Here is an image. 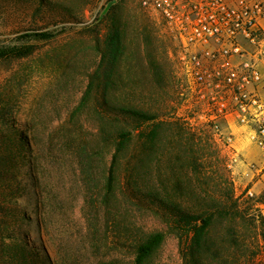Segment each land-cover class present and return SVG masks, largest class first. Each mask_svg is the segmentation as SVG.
<instances>
[{
  "label": "rangeland",
  "instance_id": "rangeland-1",
  "mask_svg": "<svg viewBox=\"0 0 264 264\" xmlns=\"http://www.w3.org/2000/svg\"><path fill=\"white\" fill-rule=\"evenodd\" d=\"M113 28L122 52L115 84L105 86L100 59ZM43 31L53 36L31 34ZM27 46L0 58V170L8 173L0 178V217L58 264H132L136 240L155 231L164 240L152 264H181L166 204L198 210L199 188L217 198L230 183L236 195L252 186L264 201V163L250 165L245 185L233 168L238 153L229 154L206 119V90L199 94V79L185 72L164 21L139 0H0V49ZM104 90L118 106L153 117L126 126L132 140L118 152L115 190L106 197L115 150L102 141ZM150 125L158 137L143 152L138 131ZM216 126L232 134L227 121ZM43 212L51 225L40 228ZM237 229L248 234L253 226Z\"/></svg>",
  "mask_w": 264,
  "mask_h": 264
},
{
  "label": "trees",
  "instance_id": "trees-1",
  "mask_svg": "<svg viewBox=\"0 0 264 264\" xmlns=\"http://www.w3.org/2000/svg\"><path fill=\"white\" fill-rule=\"evenodd\" d=\"M31 34L37 38L53 36V33L46 31ZM29 48L28 46L21 49L2 48L0 58L9 52L16 54ZM121 52L120 32L117 28H113L104 41V50L101 54L100 62L104 63V69L101 73L98 70L95 72L96 75L99 73L105 86L115 84L117 78L115 66ZM91 78V84L96 82L93 75ZM101 94L104 102L99 112L105 116H103L105 123L101 128L102 141L113 145L115 150L104 178V197H106L115 190L116 178L113 169L118 152L132 140V132L126 126L141 127L153 117L130 107L118 106L116 95L111 91L104 90ZM125 115L127 118L141 121H126L123 118ZM18 134L19 142L22 144L25 140L21 132ZM138 135L143 139L141 151L146 152L150 150V145H155L158 137L156 126L153 128L150 125L148 129L138 131ZM76 145L78 150V146L83 143L79 141ZM89 156L91 157L90 153ZM90 157L85 158L86 163ZM7 174V171L0 170V178L6 177ZM32 177L37 182L36 172ZM229 185L225 195L220 194L217 198L210 196L205 189L199 188L198 210L184 209L175 204L165 205L170 224L179 232L181 264H258L260 256L264 254V219L261 213L264 201L248 195L247 190L236 195L233 184ZM249 210H253L255 215ZM43 214L38 220L40 228L46 226V223L51 225L52 217L47 218L44 212ZM13 221L12 219V223ZM245 223L253 226L251 233L246 234L237 229L240 224ZM9 225L10 223L0 217V264H58L46 246L42 245L41 249H38L29 245L25 237L19 238V235L9 231L7 229ZM163 240L164 234L160 231L141 234L132 247V264H152L153 256Z\"/></svg>",
  "mask_w": 264,
  "mask_h": 264
},
{
  "label": "built area",
  "instance_id": "built-area-1",
  "mask_svg": "<svg viewBox=\"0 0 264 264\" xmlns=\"http://www.w3.org/2000/svg\"><path fill=\"white\" fill-rule=\"evenodd\" d=\"M139 4L161 17L185 72L199 79V94L206 90V119L229 154H237L233 136L216 125L232 118L239 124H255L252 138L264 151V98L256 91L264 93V0H139ZM247 194L254 196L251 189Z\"/></svg>",
  "mask_w": 264,
  "mask_h": 264
},
{
  "label": "crops",
  "instance_id": "crops-1",
  "mask_svg": "<svg viewBox=\"0 0 264 264\" xmlns=\"http://www.w3.org/2000/svg\"><path fill=\"white\" fill-rule=\"evenodd\" d=\"M262 74L264 76V69L262 70ZM256 91H258V95H260V98L263 101L264 93L259 88H257ZM262 116L264 117V111ZM227 122L231 126L233 146L239 155V160L234 163L233 168L235 172H237L241 179L244 181L245 185H247L253 177L250 165L253 163L263 164L264 151L261 147L256 144V142L252 138L255 129L254 123L251 125L239 124L235 120V118H232ZM262 176L263 174H261L260 177ZM249 189L252 190L253 187L251 186L249 187Z\"/></svg>",
  "mask_w": 264,
  "mask_h": 264
}]
</instances>
